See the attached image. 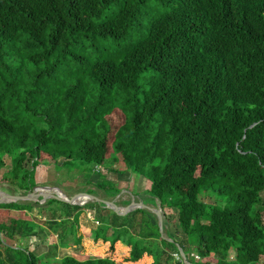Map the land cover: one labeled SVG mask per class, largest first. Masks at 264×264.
<instances>
[{
  "label": "trees",
  "instance_id": "1",
  "mask_svg": "<svg viewBox=\"0 0 264 264\" xmlns=\"http://www.w3.org/2000/svg\"><path fill=\"white\" fill-rule=\"evenodd\" d=\"M60 159L139 173L181 234L97 201L2 203L0 264H264V0H0V186L27 195Z\"/></svg>",
  "mask_w": 264,
  "mask_h": 264
},
{
  "label": "rangeland",
  "instance_id": "2",
  "mask_svg": "<svg viewBox=\"0 0 264 264\" xmlns=\"http://www.w3.org/2000/svg\"><path fill=\"white\" fill-rule=\"evenodd\" d=\"M121 122H122V118L119 123ZM4 159L8 165L11 164L10 157L5 156ZM60 162H63V159H60ZM107 164L110 168L112 167L111 160H108ZM31 167H32V160H29L27 162V168H31ZM114 168H116V170L118 171V170H122L123 167L122 165L118 164L115 165ZM3 171L4 170H2V172ZM101 171H102L101 174L96 173L95 168L92 167V165H86L85 163H81V162H75L62 167L61 164L54 165L44 161L41 165H39L36 168L35 182L37 185H43V186L47 185V186L59 188L64 193L66 192L63 190V188H61V186H63L65 190L68 192L71 189L76 194L86 193L93 196H96L95 193L104 194L106 196L104 189H108L111 192L118 190L120 191V193L115 199L108 198L106 196L108 199L115 201V203L118 206L124 205L121 207L123 208L128 207L131 205V203L136 201V202H142L145 206L148 207V208L145 207L137 208V209H143L145 211L135 215L136 223L141 224V223H148V221H151L153 225L149 224L147 228L156 229L155 226L156 220H154L155 222L153 221V216L155 213L151 209L152 208L158 209L162 215L163 224L167 226L166 229H168V231L172 234V236L173 237L177 236V233L181 234L180 231L178 230L177 210L165 209L164 212L163 209L160 207L158 201L148 196L147 190L150 189L151 186L148 179L144 178L139 173L133 171H130L129 173H125V174L120 173L119 171L108 172L107 168ZM99 176L100 177L102 176L104 177V179H106L107 185L105 186L102 185L101 187H99L97 184L90 182L92 177L98 178ZM3 186H0V188L5 190ZM42 196H44V194H41L40 198ZM51 196L52 195H49V197ZM222 198H224V194L220 192L218 187L214 189L212 188L211 190H204L201 192L200 195V200L204 201L208 205V207H211L212 205H218L219 202L222 201L220 200ZM82 199H84V197H82ZM117 200H120L122 202H117ZM90 201L91 200L89 199L87 203ZM95 201L98 202V200H93V202ZM109 209L117 213L113 208H109ZM88 211L89 212H87V215H85V220H84L85 222L84 226L87 232L91 230L93 231L98 226V223L95 221V217H96L95 210L88 209ZM37 212H38L37 209L33 211V213H37ZM17 214H20V212ZM126 215L127 214L121 216H126ZM158 227L160 229L161 237L163 239L173 241V239L170 238V235L166 230L165 231L161 230L159 220H158ZM175 239H178V236ZM35 240H36L35 242L31 241V245H32L31 248L36 249V251H38L39 253L47 250L48 244H51L52 242H56L57 236L55 234H50L47 237H44L43 239V235H42L40 236L39 239H35ZM12 243L18 244V242L16 241ZM190 251L191 253L194 254L196 253L193 248ZM66 255H72L79 259H83L86 257L85 254L80 252V248L73 245L71 242H69L67 246L62 247V249H60V256L63 257ZM235 255L236 253L234 251H231L229 253L228 259L231 261L235 260ZM262 262L264 263V258H262ZM169 264H175V261L171 260Z\"/></svg>",
  "mask_w": 264,
  "mask_h": 264
},
{
  "label": "water",
  "instance_id": "3",
  "mask_svg": "<svg viewBox=\"0 0 264 264\" xmlns=\"http://www.w3.org/2000/svg\"><path fill=\"white\" fill-rule=\"evenodd\" d=\"M41 194H44V196H42V203L46 202L49 195L56 196L57 198L64 200L70 204H75V205H84L87 203V201L91 198H95L96 200H98L99 203L103 204L104 206H107L109 208H113L119 215H125L128 214L130 212H132L133 210L140 208V207H145L148 208L147 206H145L142 202H133L131 203L130 206L128 207H121L118 206L115 201L112 200H106V199H101L97 196H93L90 194H77L74 197H70L69 195H67L66 193H64L61 189L56 188V187H52V186H43V185H37L30 193H28L27 195H18V194H12L6 191H0V204L2 203H11V202H17V201H26V200H30V201H38L40 199ZM82 197H84V199H82ZM50 198V197H49ZM150 209V208H149ZM158 217L159 220V224H160V228L162 231H164V224H163V219H162V215L160 213V211L158 209H151ZM180 253L183 257L184 260H186V254L184 253L183 249L180 247Z\"/></svg>",
  "mask_w": 264,
  "mask_h": 264
},
{
  "label": "crops",
  "instance_id": "4",
  "mask_svg": "<svg viewBox=\"0 0 264 264\" xmlns=\"http://www.w3.org/2000/svg\"><path fill=\"white\" fill-rule=\"evenodd\" d=\"M59 164H61V166L62 167H64V165H63V162H59ZM56 169V168H55ZM101 169L102 168H99V170H97L98 172L99 171H101ZM61 188H63V190L66 192V194H68L70 197H74L75 195H77V194H79V193H75L74 191H72L71 189H70V191L68 192V191H66L65 190V188L63 187V186H61ZM0 191H3V189L2 188H0ZM96 196L97 197H99V198H101V199H106V200H110V199H108L104 194H100V193H97L96 194ZM127 198H129V197H127ZM113 199H115V198H113ZM91 201H93V200H96L95 198H91L90 199ZM117 202H122V201H120V200H117ZM120 206H124V205H120ZM95 210V216L97 215L96 213V209H94ZM87 212H89L88 210L87 211H85V212H83L82 214H81V216H80V222H81V227H82V230H83V232H85L86 234H91L93 231L91 230V231H86V229H85V222H84V220H85V215H87ZM17 213H19L18 211H13L12 212V214L14 215V216H16V215H19V214H17ZM95 221L97 222V223H99L98 221H97V218L95 217ZM51 234H55V233H51ZM56 235V234H55ZM40 236H42V235H40ZM40 236L39 237H33V238H31V240H30V242L32 241V242H35L36 240L35 239H39L40 238ZM57 236V235H56ZM43 239H44V236H43ZM57 241V240H56ZM32 246V245H31ZM62 249V248H61ZM84 259V258H83Z\"/></svg>",
  "mask_w": 264,
  "mask_h": 264
},
{
  "label": "built area",
  "instance_id": "5",
  "mask_svg": "<svg viewBox=\"0 0 264 264\" xmlns=\"http://www.w3.org/2000/svg\"><path fill=\"white\" fill-rule=\"evenodd\" d=\"M97 170H99V167H97ZM176 255V257L177 258H180V254L179 253H177V254H175ZM193 256H195V257H198L197 255H195V254H192Z\"/></svg>",
  "mask_w": 264,
  "mask_h": 264
}]
</instances>
